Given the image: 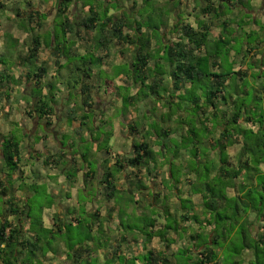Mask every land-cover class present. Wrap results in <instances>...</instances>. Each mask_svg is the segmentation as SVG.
I'll return each instance as SVG.
<instances>
[{
	"label": "trees",
	"instance_id": "16d2710c",
	"mask_svg": "<svg viewBox=\"0 0 264 264\" xmlns=\"http://www.w3.org/2000/svg\"><path fill=\"white\" fill-rule=\"evenodd\" d=\"M10 1L13 0H0V12H3ZM22 1L27 11L21 12L18 9L16 15L19 16L21 13L24 16L23 19L27 24L25 29L33 33L35 29L41 27L45 16L33 7L30 0ZM73 1L56 0L55 25L51 32L53 36L44 38L38 34L31 36L27 56L20 59L21 65L27 69L25 79L31 83L30 98L34 103L29 106L27 114L33 113L39 119L43 117L49 119V115H53L54 112L53 92L57 85H63L69 90L70 96L73 92L79 94L81 110H78V105L74 103L72 107L66 108L65 115L70 124L77 120L78 111L82 112L74 132L80 142L84 143L86 121L91 118L89 117L91 110L86 113L84 107L92 108L94 104L92 91L103 87V92L107 94L115 85V79L120 77L122 86L115 85V89L125 90L123 93L125 96L121 97L122 113H125L128 107L135 106L141 99H148L154 107L145 115L148 125L137 121H132L128 125V133L137 135L138 139L131 142L127 156L117 157L112 165L105 167L97 180L100 187L98 194L105 201H112L115 205L122 204L118 174L126 169L128 172L124 177L128 180L129 187L137 191L147 190V186L144 185L145 174L150 176L151 171L158 164V158L162 159L159 164L168 165L170 172L174 173L176 170L172 159L177 158L179 152L184 150L190 152L187 169L196 179L194 182L189 181L190 191L192 194H198L201 201V211L198 214H191L195 212L191 200H180V209L184 212L178 214L179 218L166 206L164 209L159 206L161 210L156 217H162L163 222L154 232L152 231L156 222L154 218L146 215L138 218L143 222L145 218V224L136 230L144 235L146 241L158 237L164 244V250H148L142 257L141 264H245V261L247 264H264V118L260 113L261 118L258 120L249 116L248 110L243 109V100L238 104L232 100V96H229L230 101L227 102L224 92L230 78L236 75L241 81L246 76L242 75L240 70H232L233 62L226 66L222 64L219 50L221 38L213 43L208 39L213 22H220L221 33L229 29L226 16L234 4L230 0H203V4L194 11L197 14L196 19L200 16L206 21L200 20L198 27L195 28L185 22L181 14H177V18L180 19L171 26L169 33L174 40H164L165 36L161 34L160 26H151L149 23L156 14L159 19L163 16L167 17L181 5L180 0L177 7L173 5L168 7L167 3L165 8L156 6L154 0H143L141 8H137V1L133 0L131 8L137 9V16L141 13L140 9L144 14L149 13L142 18L147 20V27L142 23L141 18L132 19L133 15L128 13L107 16L108 10L103 8L104 0H83L81 2L83 7L88 8L71 15L69 8ZM240 3L242 7L248 6V0H240ZM143 28L146 31H142ZM67 36L73 37L74 41L68 42ZM151 37L157 42L156 50L151 49ZM10 40L13 45H17L15 40ZM126 44L133 45V56L129 63L118 66L121 67L119 73H116L117 67H112L109 72L103 69L110 57L109 48L112 45L119 47V53L123 56L125 51L123 45ZM224 46L227 47L228 44H223ZM43 47L44 50L49 51V57L54 60L56 68L52 78L58 79L56 83H44L48 69L39 62ZM78 50H82L85 54L77 55ZM228 53L230 52L226 48L223 55L226 62L229 59ZM248 53L250 51L246 52ZM76 57L80 60L76 65V71L79 73H71L67 77L70 78L69 80L65 83L61 82V70L69 66L70 61H74ZM61 60H65V63L62 64ZM8 76L4 70L0 71V98L6 93ZM93 81L97 83L94 85ZM131 87L137 89L134 95L128 94ZM156 105L162 109L159 116L155 114ZM261 105L264 106V103ZM150 117L154 119L156 117L158 121ZM242 119L247 126L246 129L241 127ZM169 122L175 125L173 129H170ZM45 124L49 125L48 122ZM87 129L93 132L91 128L87 127ZM177 130H182L184 134L181 136V147L174 150V155L165 144H160L162 149L159 152L154 150V142L162 143ZM152 135L156 136L153 141ZM102 136H104L102 144L100 137L99 139L93 136V141L97 142L95 151L109 154L111 148L108 141L111 135L103 133ZM253 137H256L254 141ZM206 140H210V150L216 152V170L213 174L211 167L214 163L207 155L209 149L203 146ZM236 145L240 147L238 164L230 166L227 149ZM0 151L2 154L0 176L5 175L7 179H12L15 175V180L20 179L24 184L26 176L22 168L26 165L22 164L17 133L12 131L8 133L1 143ZM86 153L80 152L78 157L73 154L69 162L65 159V152H59L58 155L46 153L42 164L52 170L67 169L64 171V176L72 183L76 173L84 169V165L81 164L84 163L87 170L83 172V183L86 187H90L97 177L95 168L91 167L90 161L87 160ZM30 159L35 161L38 157L30 156ZM250 163L252 166L249 165ZM177 172L180 173V170L178 169ZM0 187V196H6L8 189L5 188L1 177ZM229 189L233 190V194H229ZM158 198L159 194L152 196L153 201L149 204L150 213H155L154 209L158 206L153 204H157ZM27 200L15 194L9 195L4 201L1 200L0 264H45L50 260L47 255L50 250H45L43 244L49 247L50 238L53 240L57 238L64 244V254L71 264H95L97 250L106 246L113 251V254L117 253L119 245L115 246L117 242L105 237L102 221L97 216L98 209L87 213L86 202H79V209L83 210L81 213L70 214L72 216L68 222L56 216L51 226L46 228L42 221V209L38 210L39 217L33 218ZM115 209V207L108 209L109 218ZM22 216L30 220L29 233L21 229L19 222ZM85 220L89 221V224L83 226L86 228L85 237L79 244L72 243L69 237L66 238L67 233L64 230L68 232L70 228L82 226ZM95 220L99 224L93 229ZM187 221H193L195 224V228L187 227L190 229L189 240L193 246L191 248L194 249L188 248L186 251L169 253L174 240L169 239L168 235L170 232H177ZM206 229H208L207 233ZM227 241L233 245L238 241L239 246L235 245L230 250H224L223 244ZM246 253L247 260L244 257ZM188 255L192 257H187ZM129 263L135 264L133 259ZM121 264H125V260L122 259Z\"/></svg>",
	"mask_w": 264,
	"mask_h": 264
},
{
	"label": "rangeland",
	"instance_id": "374dc122",
	"mask_svg": "<svg viewBox=\"0 0 264 264\" xmlns=\"http://www.w3.org/2000/svg\"><path fill=\"white\" fill-rule=\"evenodd\" d=\"M80 2H82L83 0H79ZM109 7H111L112 11H117L115 10L117 8L116 6V2L115 0H109ZM123 3L121 5L122 10L124 11H128L130 15H133V19L136 18V20H139V18H143L145 16H148V12H146V14H144V12H142V10L140 9V15L137 16L136 14V10H132L131 9V2L129 0H122ZM139 3V7L141 8L143 0H137ZM201 1V0H200ZM200 1H198V3H200ZM230 1H234V0H230ZM44 3L43 5L41 3ZM55 0H33L32 3L34 4V6L37 4L40 6V9L43 12H50L52 13L51 16L49 17V19H46L45 24L49 25L50 30H53V25H54V18H55ZM155 5L158 6L159 8H165V5H167L168 3V7L171 6V3L173 6L177 7L179 4V0H156L155 1ZM120 4V3H119ZM46 5V6H45ZM197 5V4H196ZM195 0H182V4L181 7L185 10L190 12L195 6ZM41 6L43 8H41ZM53 6V7H52ZM9 11L12 15V17L15 19L16 22H18V18L16 17V11L14 9V5H8ZM37 8V7H36ZM54 8V9H53ZM82 8L81 5L79 6H72L70 8V13L71 14H77L79 12V10ZM248 8V7H247ZM178 9V8H177ZM149 10H151V8L149 7ZM161 10V9H160ZM255 12H247V13H253L255 16V23L252 22H248V24H244L243 22L239 21L241 20L243 17L247 16L246 13L242 14V12H236L238 13L236 15V17H232L234 19V21H232L231 19H227V23H229L230 27H228L229 29L225 32V33H221L220 38L222 39V41H220V59H222V64L226 66V64L234 61V63H236V65L233 66L234 70H237L238 67L243 66L245 68V71H241L242 75L247 73V78L242 79L241 81L238 80V77L236 75H233L227 86H226V90H225V94L224 96L226 97L227 102L230 101L229 96L233 97V100L235 102H237L238 104H240L243 100L244 103V107L243 109H247V113L249 116H251L252 118H254L255 120H258L261 118L260 114H263V118H264V106L261 105V103H264V8L261 10H254ZM246 12V11H244ZM3 12L0 13V16H3ZM174 13H172L170 15V17H162L159 19V17L157 18L156 15L153 16V18H151V21L149 24H151V26H156L159 25L160 27H166L167 25H172V23L174 22ZM232 15V14H231ZM230 15V17H231ZM234 15V14H233ZM253 15L251 14V17ZM152 17V15H151ZM166 18L168 19V21L166 20ZM3 19H9V17H3ZM180 19V18H178ZM194 19V15H188L186 16V21H192ZM143 20V19H142ZM142 23L145 25V27H147V20H143ZM233 24V25H232ZM245 25V26H244ZM220 29H222V27H219ZM168 29V27L166 28ZM165 28L162 29V33H167ZM143 31H146L145 28L142 29ZM252 31V32H251ZM170 33V32H169ZM219 33L218 29H215L213 34H217ZM164 35V34H163ZM167 37L170 36V34L167 33L166 35ZM166 37V38H167ZM209 41L211 43L213 42H217L214 41L212 39L211 36L208 37ZM151 41L153 43V47L154 49L157 47V44H155L156 40L155 38L151 37ZM228 44V46H224L223 44ZM136 45V44H135ZM123 49L125 50V53L127 54L125 56V58H120L118 51L114 48V47H110L109 48V54H110V59H111V63L112 64H121V63H126L129 62L132 58V47L133 45H123ZM226 48H228L229 51H231V58L233 59H228V62L225 61L223 55L226 51ZM247 51H251V56H249L250 53L246 54ZM254 56V53L258 54L257 58H254L252 56ZM229 54V53H228ZM241 56H243L244 58L241 60ZM247 56V58H246ZM120 58V59H119ZM109 59V61H110ZM79 58L76 57L74 59V61H70V65L67 66L66 68H64L65 70H63V75L64 78L62 79V82L65 83L67 80H69L70 78L66 79L68 74L70 75L71 73H76L75 70L73 69V67H75L76 65H78L79 62ZM156 64V63H155ZM151 65L153 66V62L151 63ZM230 65V64H229ZM158 66V65H157ZM51 67L53 68V66L51 65ZM161 67V66H158ZM232 68V66H231ZM117 72H116V71ZM114 70V72L119 73L121 70V67H117ZM247 70V71H246ZM62 73V72H61ZM113 75V74H112ZM111 75V76H112ZM119 83H121L120 81H118ZM96 81H93L92 84H96ZM99 85V83H98ZM62 88L59 89V91L56 93V100H55V117L53 116L51 119V126L46 127V133L48 132H53V130H56L57 132H55V134L57 135V140L56 142H52V141H47V147L48 149L50 148H54V147H61L59 146L58 142L59 139L61 140V135H67V137L62 138V144L64 145H71L74 146L75 144V151L79 150L80 152L86 153L87 154V160L90 161V165L91 167L96 168V177L92 182V184L90 185V187L87 189L88 191H86V194L82 191H80L79 193H77V197H78V201L79 202H87L89 201V195H93L95 194V201L94 202H89V203H85V210L87 211V213H91L93 211H95L96 209H98L100 212L97 214V216H99L100 219H105V211L108 212V205H106V203H104L103 198H101V195L98 194V192L100 191V187L98 185V179L100 178V176L102 175L103 169L102 166L105 167L106 163L105 160H107L110 164H113L116 160L117 157H125L127 156L129 150H130V141H128L127 143L124 141L123 138H119V134L121 133L122 129L125 128V130L127 131H122L123 134L125 133V135L128 137L127 133H128V125L132 122V121H139V123H143L145 125L146 120H144V116L143 115H147L149 109L147 107L144 106V102L141 101L138 106L135 108H130L129 110L125 111V113H122L123 108L120 106L121 102L118 95L116 94L118 92V90L116 89L114 92L113 90H110L108 92L107 95H104L102 93L101 88L97 89L95 88L92 91V96L94 98V105L93 108L91 109H87L84 107V109L86 111L91 110V117L90 120L93 121V117L92 115H94V128H100L99 125H101V121L104 120L106 122L108 121H116L121 120L122 124L121 127L118 128V126H116L114 128L115 132L117 135V139L116 140H111L109 141V146L111 148V151L109 154H106L104 151H95L92 149V151H90V149L88 148V144L87 143H80L78 145L77 141H78V137L75 135V128L78 126V123L75 122L73 125H68L66 123V119H65V110L68 107H72L74 103H76L78 105V110H81V106H79L80 104V100H79V94L78 93H74L73 95L70 96L69 94V90L66 89V87H64L63 85H61ZM78 89V88H77ZM121 93L122 98L125 96L123 93L125 92L124 89L119 91ZM135 90H132L131 94H134ZM128 94H130V91H128ZM122 100V99H121ZM21 104H24L23 99H19ZM242 103V104H243ZM237 104V105H238ZM119 106V107H118ZM105 108V110H104ZM135 109V110H134ZM77 110V111H78ZM160 109L158 110V114L157 116H159L160 114ZM106 113V115H105ZM82 114L81 111H78V115ZM122 114V115H121ZM141 121L143 122H140ZM170 124V129L174 128L175 125L172 122H169ZM147 124V123H146ZM149 124V123H148ZM89 124L87 123V126ZM242 125H245V123H242ZM38 133H42L44 132V127L43 126H38ZM89 127H91V125H89ZM244 126L243 129H246ZM16 130V128H15ZM87 129H86V133H87ZM15 133L19 134L20 131H15ZM90 132H88L86 134L89 136ZM103 131L100 130L99 133L95 134L96 138H101V144L102 142H104V138L102 137L103 135ZM184 133L182 132V130H177V132L171 134L169 136V138L164 139V144H168L170 143V145L173 146V148L168 145L169 147H171L170 152L174 155L176 148L181 147V136ZM20 135V134H19ZM18 136V138H20L21 136ZM55 135V138H56ZM94 135V134H93ZM98 135V136H97ZM244 135V134H243ZM242 135V136H243ZM136 138L135 135H131V137ZM241 137V136H240ZM239 137V139H240ZM99 138V139H100ZM171 138H173V140H171ZM256 139V137H253V141ZM74 140V141H73ZM171 140V141H169ZM75 142V143H73ZM31 144H33L31 142ZM160 142H154V149L158 150V149H162L159 146ZM104 145V143H103ZM175 147V148H174ZM209 147V145L207 144V148ZM34 148V147H33ZM36 148H40L39 145L36 146ZM35 149V148H34ZM175 150V151H174ZM178 150V149H177ZM238 150V147L233 148L232 150H230V160L234 159V155L236 154ZM179 152V151H178ZM93 153V154H92ZM127 153V154H126ZM180 153V152H179ZM203 153V152H202ZM66 158L70 161V159L73 157V154H71V151H66ZM209 158L211 159V161L214 160V162L216 161V153L215 151H210L208 150V154ZM202 156V155H201ZM181 158L185 159L181 162V164L178 165V163L176 164V160L175 159V166H179L182 168V170H186L187 167V163L188 162V158L186 157V153H182ZM203 158V157H202ZM180 159V158H178ZM162 159L159 157L158 158V164L156 165L155 169L152 170L150 176L145 174V184L147 186V190L142 191L141 193H139L138 195L140 196L139 199V204H137V208L140 210L142 209L143 211H147L146 208H148L149 203L152 202V198L151 195L149 194V191L154 190V194H158L159 193V198L157 199V205L154 203V206H158V205H165L170 212L173 215H176L177 218H179L178 214L183 213L184 211L181 210V206L179 205V201L176 200L175 196H177V191H174L172 189V186L170 185L171 182H173V180L168 179V170H169V166L168 165H161L159 164V162ZM26 164V167L24 169L25 171V175L27 179H24V184L20 181V179L18 181L13 182L12 179H8L7 180V185L9 188H12V191L14 192V189H18L17 187H19L20 190H23V194L24 196L27 194H30L31 196H29L27 199L28 201V205L30 208V213L32 215V217L34 218H38L40 213L38 212L39 209H42V220L45 226L50 227L52 224V220L53 218H55L57 216V210L60 209L62 210L63 208V213L65 215V206L67 207H72L71 205L74 204L73 200L69 201L67 203V199H69L70 197H75L76 196V191L74 188H68V190H64V186L66 185L67 187V183L65 184L64 179L61 176V168L59 169H49L48 167L43 166L42 162L40 161H32L27 159V162H23V164ZM31 164V165H30ZM84 164V163H81ZM193 164V163H192ZM195 165H197L195 163ZM250 166H252V164H249ZM86 166V164H84V167ZM179 173H175V180H177ZM188 177V179L190 178L189 175H191L190 173L186 174ZM82 177V176H81ZM118 182L119 184H121V186H124L123 191L121 192L120 196H122L123 198V202L125 204H129L131 203V200H127V196L129 195L127 190H125V187L127 185V183H120L121 179L123 178V175L121 176L118 175ZM187 179V180H188ZM186 179H184L183 177H181L180 179V190L183 192V194L185 192H187V189L189 188V186L187 185ZM81 181V179L79 180ZM82 182V181H81ZM55 184V188L53 187V189L51 188L52 184ZM165 185V186H164ZM169 185V186H167ZM187 185V187H186ZM63 187V191H61V195L57 194L56 192H58L57 189H62ZM57 188V189H56ZM127 188L128 185H127ZM25 189H27V194ZM19 191V190H18ZM30 192V193H29ZM16 193V192H15ZM32 193V194H31ZM18 195V193H17ZM100 198H98V197ZM76 199V198H75ZM1 200L2 198L0 197V207H1ZM54 200L56 202H54ZM127 200V201H125ZM193 202L192 204L195 206V213L197 214L198 212L201 211V205H200V198L196 197L192 199ZM72 202V203H71ZM51 204V205H50ZM62 204V208L60 207ZM48 205L52 206V205H57V206H52L49 207ZM114 205V204H112ZM150 207V206H149ZM158 209V208H157ZM160 211V208L158 209ZM83 210L82 209H78V212L81 213ZM98 219V221L100 220ZM159 220L160 223L163 222L162 217L161 218H156ZM102 221V220H100ZM111 222V223H109ZM20 225H21V229L22 230H27V232L29 233V223L30 220L26 219L25 217H21L20 218ZM89 224L88 220H85L84 222H82V226H78L75 228H70V230L67 232V230H64L67 233V237H69V239L71 240L72 243L74 244H79L80 241L85 237L86 235V228L83 227L85 226V224ZM94 223L97 225L96 220L94 221ZM159 223V224H160ZM108 224H110V228L112 227V219L109 220L108 219ZM117 224V222H116ZM143 224H145V218H144V222L139 219H135L132 218L131 216H129V218H127L125 216L124 220H122V225L124 228H127V226H134L135 230L142 227ZM186 226L189 227H193L195 228V224L192 221H187L184 223ZM105 226V225H103ZM107 226V225H106ZM138 231V230H136ZM57 238L53 239H49L48 241L50 242L49 247H47L48 245H44L45 250H50V253H54L55 251H57V253L59 255L63 254V256H59V258H57V262L58 264H71L68 259L65 257L63 250L64 248V244L62 242H59V240H57ZM158 240V239H157ZM154 240L155 245H159L160 243L159 241ZM45 241V240H44ZM239 242L236 241L235 245L239 246L238 244ZM178 244H182V242H178ZM224 246V250H230L232 248L235 247V245L230 244L227 242H225ZM162 246V245H161ZM163 247V246H162ZM182 250V249H181ZM184 251V250H183ZM60 252V253H59ZM63 252V253H62ZM182 252V251H181ZM98 257L99 260L103 261L104 255L102 252ZM57 254V255H58ZM52 258L54 256H57L54 254H51ZM187 257H192V255H188ZM245 260H247L248 258V254H244ZM189 259V258H188ZM236 260V258H235ZM245 264H247V261H245Z\"/></svg>",
	"mask_w": 264,
	"mask_h": 264
},
{
	"label": "crops",
	"instance_id": "0c3cea01",
	"mask_svg": "<svg viewBox=\"0 0 264 264\" xmlns=\"http://www.w3.org/2000/svg\"><path fill=\"white\" fill-rule=\"evenodd\" d=\"M16 1H19V3H15ZM32 1L33 0H30L31 3H32ZM129 1L131 2V5H132L133 0H129ZM154 1H156V0H154ZM180 1H181V4H182V0H180ZM198 1H200V0H195V5L196 4L197 5L190 12L185 11L181 7V5L178 6V9H175L172 12H170L167 17H170V15L172 13H174L173 14L174 15V17H173L174 18V22L172 23V25L178 20L177 14H181V16L185 19V22H187L186 21V16H188V14H190V16L194 15V19L192 21L187 22V23H190L191 26L195 27V28L198 27V24H199L200 20L201 21H206L205 18L200 17V16H199V19H196L197 14H196V12L194 10H196L199 6H201L203 4V0H201L200 3H198ZM109 2H110L109 0H104L103 8L104 7L107 8V10H108L107 16H109V17L116 16V15L118 16V15H121V13H128L129 14L128 11L122 10V8H121V5L123 3L122 0H115L116 6H117V8L115 10H117V11H112L111 7H109ZM230 2L233 3L234 6L227 13L226 18L227 19H231L232 21H234V19L232 17H236V15L238 14L236 12L240 13V12L243 11L242 14L246 13L247 16L243 17L239 21L243 22L244 24H248V22L255 23L254 14L253 13H247L248 11L249 12H255L254 10H261V9L264 8V0H248V3H247L248 4V6H247L248 8L245 7V6L242 7L243 5L240 3V0H234V1H230ZM10 4L14 5V9H15L16 12H17L18 9L21 12L27 11V8L25 7V3L22 0H13V1H10V2L7 3L6 8L3 10V13H4L3 16H0V71L4 70L9 75L8 76L9 82L6 85L7 86V90L5 91L6 93H5L4 96H2V98H0V146H1L2 141L8 135L9 132H11V131L12 132L20 131V133H19L20 135L19 134H17V135L21 136L19 138V140H20V148H21L20 154H21L22 164H23V162H27V159L31 160L30 156H37L38 159L35 160V161L42 162V159L44 158L46 153L47 154H51V155H58L59 152H65L66 153V151H69V150L71 151V154H74L75 157H78V156H80V151L79 150L75 151V144H74V146H72V144L69 145V146L67 144L66 145L62 144V138L67 137V135H61V140L59 139L60 142H58L59 146H61V147H54V148L48 149L47 144H46L47 141L48 142L49 141L56 142V140L58 138L57 135L55 134V132H57L56 130H53V132L46 133V127H49V126L52 125L50 121H51L53 116L55 117V114H56V111H55V103L56 102H55V100H56V96H57L56 93L59 91V89L62 88L61 85H57V88L53 92L54 99H53V104L52 105L54 107V112H53V115H49V119L46 120L45 117L39 119L33 113L31 115L27 114V112L29 111V106L34 105V103H32V100L30 98V91H31V85L30 84L31 83L29 81H26V79H25V76H26L25 70H27V69H26L25 66L21 65L20 59L22 57H26L27 56V47H28V44L30 42L31 36H33L35 34L40 35L42 38L48 37V36H53L51 34L52 30H50L49 25L45 24L46 19L48 20L52 13L47 12V11L43 12L40 9L39 5L36 4L34 6V4L32 3L33 7L35 9H38L45 16V20L43 21V23H42V25H41V27L39 29H37V30L35 29L33 33H30V32H28L25 29L27 27V24H26V21L23 19L24 16L21 15V13L19 14V16L16 15V17L18 18V22H16L17 20L15 21V19L11 15V13L8 12L9 11L8 5H10ZM41 4L43 5L44 3L42 2ZM137 4H138L137 5V8H138L139 7L138 1H137ZM79 5L82 6V8L79 11H85L88 8L87 6L83 7V5H82V3L80 1H75V0L71 4L70 8L72 6H79ZM171 5H172V3H171ZM41 8H43V7L41 6ZM70 8H69V13H70ZM54 10H55V14H56V2H55V9ZM132 10H137V9H132ZM244 11H246V12H244ZM0 13H2V12H0ZM136 14H137V12H136ZM251 14L253 15L252 17H251ZM71 15H74V14H71ZM230 15H231V17H230ZM5 16L9 17V19H3V17H5ZM168 19L166 18L167 21H168ZM213 23H214L213 26H210L209 36H211L214 41H218L219 38H220L221 32H222V29L219 28L220 27V25H219L220 22L216 21V22H213ZM54 25H55V18H54ZM54 25H53V27H54ZM172 25L169 26V25L166 24V27H160L161 34L162 35L164 34V36H165L164 40H166V39L174 40V38H172L170 36L169 37L166 36L167 33L169 34L170 28H171ZM167 27H168V29H166ZM228 27H230V25H228ZM163 28L166 29L167 33H162V29ZM215 29H218L219 33L213 34ZM10 39L15 40L17 42V45H13L11 43ZM66 39H67L68 42H73L74 41L73 37L67 36ZM155 44H157V42H155ZM151 46H152V48H151L152 50H156L157 47H158V45H157V47L154 49L152 41H151ZM111 47H114L119 53V50H118L119 47H116V46H113V45ZM44 49L45 48L43 47V52L41 53L40 59H39L40 64L44 65L48 69V76L45 78L44 83H56V82H58V79L52 78V75L55 73L54 71H55V68H56L54 66V60L51 57H49V51L44 50ZM131 51H132V56H133V47H132ZM229 52H230L229 53V59H232L231 58V53L232 52L231 51H229ZM76 54L77 55H79V54L80 55H84L85 52H83L82 50H78V52ZM126 55L127 54L125 53V51L123 53V56L119 53V56L122 59L125 58ZM250 56H251V53L249 54L248 57H250ZM252 56H253V53H252ZM253 57L257 58L258 54L254 53ZM246 58H247V56H246ZM109 59H110V57H109ZM242 59H243V56H241V60ZM232 62H233L232 63L233 64L232 65V70L233 71H237V70L245 71V68L243 66H240V67L237 68V70H234L233 66L236 65V63H234V61H232ZM61 63L64 64L65 60H61ZM126 63H129V62H126ZM122 64L123 63H121V64H112L111 63V59H110V61L109 60L107 61V64L105 65V67H103V69H106L109 72V71L112 70V67H118V66H121ZM51 65L53 66V68L51 67ZM73 69L75 70V72L77 74L79 73L78 71H76V66L73 67ZM63 70H65V69H63ZM63 70H61L62 73L60 72V80H62L64 78ZM244 75L246 76L245 78H247V73H245ZM118 81L121 82L120 77L115 79V85L121 87L122 86L121 85L122 82L119 83ZM168 82H169L168 86H170V81H168ZM115 85H113V87H111L108 90V92L110 90H113V92H114L116 90L115 89ZM101 90H102V93L104 95L108 94V92H107V94H105L103 92V87L101 88ZM132 90H135L134 94L137 92L136 88L131 87L130 88V95H134V94H131ZM116 94L118 95L120 101H122L121 100V97H122L121 93L118 91ZM20 98L23 99L24 104L20 103V101H19ZM141 101L144 102V106L147 107L149 110L154 107V104L150 103L148 101V99H145V100L141 99L140 101H138L135 104V106L128 107L127 110H129L130 108H135L136 109V107L138 106V104ZM120 106L122 107V102H121ZM92 108H93V106H92ZM155 109H156V112H155L156 115L158 114V110L159 109L161 110L159 114L162 113V109H161V107L159 105H156ZM104 110H105V108H104ZM89 111H86L84 109V112H86V113H88ZM65 112H66V110H65ZM90 112L92 113V111H90ZM91 113H89V115H91ZM150 114H152V112H150ZM105 115H106V113H105ZM143 116L145 117V115H143ZM79 117H80V115H77V118H76L77 120H75V121L71 122L70 124H68L67 123L68 120H67L66 115H65L66 123L68 125H73L75 122L79 123V121H78L80 119ZM92 117H93V121L89 120V121H86V123L91 125V127H89V125L87 127L91 128L93 130V132L90 129H87V127H86L84 129L83 137H84V140H85L84 143L89 144L88 148L91 149L90 151H92V149H93L94 152H95V147L97 145V142L93 141L94 140L93 136L95 135V133L97 131L102 130L104 133L111 135L109 137V141L116 140L117 139V135H116V133L114 134V132H115L114 128L116 126H118V128L121 127L122 122H121V120H118V119L116 121H114V122L113 121L112 122L111 121L106 122V121L102 120L100 122L101 125H99L100 128H97V130H96V128H94V125H95V123H94L95 122L94 121V115H92ZM150 118L153 119V120L158 121V119L156 117H155V119L153 117H150ZM144 120L147 121V118L145 117ZM150 121H152V120H150ZM45 122H48L49 125H46ZM137 122H139V121L137 120ZM140 122H143V121H141V119H140ZM242 123H244L243 119L240 120L241 127L246 126V125H242ZM168 124H170V123H168ZM145 125H148V124H145ZM38 126H43L44 129H45L44 132L38 133V128H39ZM15 128H16V130H15ZM86 129L88 130L87 133L90 132L89 133L90 135L89 136L87 135V137H86V134H87L86 133ZM122 131H127V130H125V128H124V129H122ZM122 131L119 134V136H120L119 138H123L126 143L128 141L132 142L133 140H137L138 139L137 135L134 134L136 136V138H134L133 136L131 137V134L127 133V135H128V137H127L125 135V133L123 134ZM55 135H56V138H55ZM102 137L104 138V136H102ZM215 137L216 136H214V138ZM77 139H78L77 143L79 145L81 142L79 140V137ZM154 139H156V136L152 135L151 136V140L153 141ZM31 142L33 144H31ZM204 142L205 143H204L203 146L207 147V144L210 145L209 144L210 140H206ZM73 143H75V142H73ZM160 144H164V142H162ZM160 144H159V146L162 148V145H160ZM37 145H39V147H40L39 149L36 148ZM130 145H131V143H130ZM168 145H170V143H168L167 146ZM170 146L172 147V145H170ZM171 147H169V148L171 149ZM235 147H238V150H237L236 154L234 155V159L230 160V155H229L230 150H232ZM239 148L240 147L238 145H236L234 147H231V148L227 149V155H228V159L227 160H228V164L230 166H237V164H238L237 163V158H238ZM207 149L210 150V146ZM159 150H161V149H158V150H155V151L159 152ZM183 152L186 153V157L188 158L187 159L188 162H186L187 165H188V163H190L191 155H190V152L188 153L187 151H184V150H182L179 153L178 157L175 158V159H177L176 160V164L178 163V165H179V164H181V162L183 160H185V159L181 158ZM1 157H2V154H1V151H0V160H2ZM178 158H180V159H178ZM65 159L67 160V162H69V160L66 157H65ZM175 159H172V160H173V163H174L173 166H174L176 171L173 170L174 173H171L170 172V167H169L168 179L173 180V182H171L170 185L172 186V189L174 191H177V196H175V198H176L177 201H179V205L181 206L180 200L190 199L191 202H193L192 199L195 198V196L198 197V198H200V196L198 194H192V192L190 191L189 184H187L189 186V188L187 189V192H185L183 194V192L180 190L179 186L181 185L180 184L181 177H183L184 179L187 180L188 176L186 174L190 173L191 175H189L190 178L187 180V182L188 183H189V181L190 182H194V181H196V179H195V175L193 173L189 172L187 167H186V170H182L181 167L175 166ZM106 161L107 160H105V163H106ZM211 162L214 163L212 165V167H211L212 174H213L214 171L216 170V161L214 162V160H213ZM26 164L27 163H25V165ZM0 165H1V163H0ZM110 165H112V164H110L109 162L106 163V166H110ZM43 166H45V165H43ZM25 167L26 166H24L22 169L24 170ZM45 167H48V166H45ZM67 167L68 166H66V168ZM105 167L102 166L103 171H104ZM178 169L180 170V173H179V175L177 177V180H175V176L174 175H175V173H177ZM66 170L67 169H63V170L61 169V176L64 179L65 184L67 183V187L65 185L64 186V190H68V188H74L75 191H76V196L75 197L72 196L69 199H67L68 200L67 203L69 201L73 200L74 204L71 205L72 206L71 208L68 207V206L67 207L65 206V215L63 213L62 204H60L61 205L60 207L62 208V210H60V209L57 210V216L59 218H61V219L64 218L65 221L68 222L70 220L71 216H72L70 214L73 213L74 215H77V213H78V209H79L78 203H79V201H78L77 193L82 191V192H84L86 194V191H87V189L89 187L88 186L86 187V185H84V183H83V172L87 170L86 166L84 167V169H82V171L76 173V176H75L74 181L72 183L68 182L67 179L64 176V171H66ZM95 172H96V168H95ZM127 172L128 171L126 169H124L122 171V173H120L121 176L123 175V178H120L121 179L120 183H125L126 182L128 187H129V182L124 177V174H126ZM23 173L25 175V171H23ZM143 173L145 174V172H143ZM120 174H118V175H120ZM0 177L4 181L5 188L8 189L6 196H0L3 201L11 194L17 195V193H18L17 196L20 197L21 199L22 198H26L27 199L29 196H31L30 194H27V189H25L27 195L24 196L23 190H20L19 187H17L18 189H14L15 191L13 192L12 188H9L8 185H7V180L8 179L6 178V176L5 175H1ZM15 179H16V177L14 175L12 177V181L15 182L16 181ZM80 179H81L82 182L79 181ZM145 181H146V179H144V185L146 186ZM235 182H236V184H238V180H236ZM51 184H52L51 188L52 189H53V187L55 188V184H53V183H51ZM127 185L125 187V190H127L128 194H129L127 196V200L132 199V200H134V202L131 201V203L125 204L122 201L121 202L122 204H120V205L119 204L112 205L113 204L112 201H105L104 200V203H106V205H108V209L110 207H115L116 209H115V211L113 213H111V217L110 218L108 217V215H109L108 212L105 211V216H104L105 219H101L102 220L101 224H102V228L104 229L103 233H104L105 237H108L110 239V241H112V242L113 241H115V243L117 242V244H115V246L119 245V248L117 249V253L113 254V251L110 250L107 246L105 248H100V249L97 250V253L95 254L97 256V262L95 264H121V260L122 259L125 260V264H130L129 262H131L132 259L134 260L135 264H141L142 263L141 259L147 253L148 250H151V249L164 250V244L159 240L158 237H153L150 241H146L144 235L141 234L139 231H136L134 226H131L130 228L129 227L124 228L122 226V220H124L125 216L127 218H129V216H131L132 218H135V219L137 218L138 219V218L143 217L144 215L148 216L149 218L150 217L154 218L156 220L155 226H154V228L152 230L153 232L155 230H157L162 224V223L159 222L158 219H156V218H158V217H156L157 214H159V212H160L158 210L160 205H158V207H156V209H154L155 213H150L149 206H148V208H146L147 211H145V210L143 211L142 209L139 210L136 206H137V204H139V199H140V196L138 194L141 193L142 191H137V190H135V189H133L131 187L127 188ZM187 185H186V187H187ZM118 186H119V190H120V194H121V192L124 189V186H121V184H119V182H118ZM167 186H169V185H167ZM57 190H58V192H56V193L61 195V191H63V187H62V189H60V190L57 189ZM0 191H1V187H0ZM159 193L160 192L158 191V194ZM149 194L151 195V198H152V196L154 194V190L149 191ZM229 194H233V190L232 189H229ZM88 196H89V201H87L86 203H89L91 201L92 202L95 201V197H94L95 195L94 196H90L88 194ZM98 198H100V197H98ZM127 200H125V201H127ZM54 202H56V201L54 200ZM52 206L54 207V206H57V205H52ZM52 206H50V207H52ZM161 206H162L161 209H164L165 205H161ZM1 207H0V210H1ZM191 214H196V213L192 212ZM108 219L109 220L112 219V227L113 228H110V226H109L110 224H108ZM116 222H117V224H116ZM109 223H111V222H109ZM184 223H183V226L181 228H179L177 232H170V234L168 235L169 239H173L174 240V244L171 245V247L169 249V253H174V252H176L178 250H181V249L186 251L188 248L193 247L191 242H190V240H189L190 229H187V227H189V226H186ZM98 224L99 223H97V225ZM43 225H44V223H43ZM97 225L95 224L93 229H95L97 227ZM103 225H105V226H103ZM44 227L48 228L45 225H44ZM205 231L207 233L208 229H206ZM154 240L159 241L160 246L159 245H155ZM178 242H182V244L180 245V244H178ZM191 249H194V248H191ZM63 252H64V250H63ZM99 252H102L103 255H104L103 261L99 260L98 256L101 254ZM218 253L220 254L221 252H218ZM51 254H53V253H50L48 251L47 255L50 258V260L48 262H46L45 264H58V263H56L57 262L56 259L59 258V256H63V254L59 255L57 253V251H55L54 254L55 255L58 254V255L54 256V254H53V256H54L53 258H52ZM65 257H66V255H65Z\"/></svg>",
	"mask_w": 264,
	"mask_h": 264
}]
</instances>
